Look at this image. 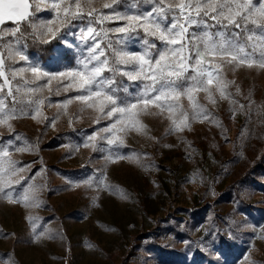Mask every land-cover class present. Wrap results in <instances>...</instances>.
Masks as SVG:
<instances>
[{"label":"rangeland","instance_id":"374dc122","mask_svg":"<svg viewBox=\"0 0 264 264\" xmlns=\"http://www.w3.org/2000/svg\"><path fill=\"white\" fill-rule=\"evenodd\" d=\"M36 2L30 0L38 20L54 16L51 0H44L49 6L42 4L40 10H35ZM106 2L111 0H92L93 7L107 14L111 10L102 7ZM114 7L136 12L152 5L118 0ZM124 23L106 22L104 27ZM80 24L73 21L63 38L48 44L35 38L36 51L47 48L44 56L29 50L32 37L21 38L20 47L45 71L76 67L82 58L75 46ZM138 31L140 35L125 38L128 51L143 50L145 34ZM117 35L123 34H110L114 41ZM8 39L15 40H0L6 68L27 67V62L7 58L3 45ZM65 40L73 47H66ZM52 49L63 59H50ZM220 71L234 81L230 92L237 103L218 100L212 105L205 93L197 96L222 126L210 117L193 120L191 130L175 132L166 113H149L141 117L147 135L121 134L125 145L118 154L134 158L115 161L106 159L107 147L94 151L83 146L107 120L96 124L100 114L74 99L63 105L78 89L66 88L62 79L34 81L30 72L16 77L14 87L27 79L29 87L40 89L30 97L22 88L16 93L17 107L35 99L45 102L41 118H32L34 110H29L12 120L14 131L0 125V145L11 140V158L24 168L18 175L25 180L12 185L14 197L19 199L32 185L27 202L0 196V264H264V70L225 63ZM123 81L130 93L136 92L138 81ZM7 101L11 106V97ZM182 103L191 112L186 97ZM27 145L34 150H15Z\"/></svg>","mask_w":264,"mask_h":264},{"label":"snow or ice","instance_id":"6c2138e0","mask_svg":"<svg viewBox=\"0 0 264 264\" xmlns=\"http://www.w3.org/2000/svg\"><path fill=\"white\" fill-rule=\"evenodd\" d=\"M137 2L139 0H134ZM142 2L151 4V9L121 12L114 7L118 0H111L102 4L103 8L111 10L106 14L93 7L92 0H51L54 16L38 20L30 0H0V40L15 38L14 41L6 40L3 45L7 58L12 61L18 58L28 63L27 67L9 65L6 68L4 52L0 51V78H3L0 84V125L14 131L12 120L17 115H27L29 110H34L32 118H41L44 99L31 100L27 106L17 107L16 93L22 88L30 97L40 90L29 87L27 79L23 80V85L17 83L13 86L16 77L23 78L30 72L34 81L43 78H48L49 83L52 79L66 80V88L79 91L62 102L65 107L74 99L100 114L94 121L96 124H100L102 119L107 120V124L87 137L83 146L92 147L94 151L107 147L108 161L134 158L118 154L119 148L125 145L121 134L135 131L147 135V125L141 117L149 113H166L170 130L175 132L191 130L193 120L203 122L210 117L212 123L222 126L219 119L199 102L197 94L205 93L212 105H216L218 100H228L235 105L237 101L230 92L234 81L220 71L223 64L264 70V0ZM42 4L45 8L49 6L44 0H37L35 10H40ZM77 20L81 24L79 44L75 46L80 48L82 58L76 67L59 72L45 71L39 61H31L26 49L20 47L23 43L21 38H38L44 44L57 36L63 38V32L70 31L72 22ZM113 21L125 23L104 27L106 22ZM6 22H13L14 26L4 27ZM138 30L145 34L143 50L128 51L125 38L130 34L140 35ZM110 34L123 35H117L114 41ZM149 38L159 41V47ZM65 45L73 47L67 40ZM49 58L61 60L63 54L52 49ZM117 75L121 77L120 81ZM123 78L139 82L135 93H130L124 86ZM236 92H240L239 87ZM7 97H11V106ZM184 97L191 112L184 109ZM239 107L245 106L241 104ZM230 110L234 112L236 109ZM98 140L106 141V145L98 144ZM12 143L9 140L7 145H0V196L12 203L27 202L32 185L25 188L19 199L13 195L12 185L20 184L25 177L18 175L24 168L17 167V162L11 158L9 147ZM15 150L31 151L34 148L27 145ZM83 183L90 184L91 180ZM261 230L264 231V226Z\"/></svg>","mask_w":264,"mask_h":264},{"label":"trees","instance_id":"16d2710c","mask_svg":"<svg viewBox=\"0 0 264 264\" xmlns=\"http://www.w3.org/2000/svg\"><path fill=\"white\" fill-rule=\"evenodd\" d=\"M34 40H35V38H32V39H30V40L27 42L28 47H29V50L32 51V52L35 51L38 55L46 54V53H47V48H45V50H40V51H36V50L34 49V44H35V43H33ZM43 56H44V55H43Z\"/></svg>","mask_w":264,"mask_h":264}]
</instances>
